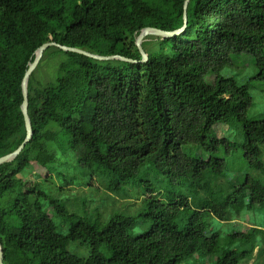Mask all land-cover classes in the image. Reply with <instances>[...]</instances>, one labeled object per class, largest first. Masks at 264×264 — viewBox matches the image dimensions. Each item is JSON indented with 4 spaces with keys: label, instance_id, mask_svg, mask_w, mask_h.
Masks as SVG:
<instances>
[{
    "label": "trees",
    "instance_id": "1",
    "mask_svg": "<svg viewBox=\"0 0 264 264\" xmlns=\"http://www.w3.org/2000/svg\"><path fill=\"white\" fill-rule=\"evenodd\" d=\"M184 2L0 0V157L25 139L21 85L40 46L54 42L140 60L130 53L128 41L134 43L145 27L180 29ZM186 15L193 37L186 34L187 26L164 39L173 45L171 58L159 54L143 64L121 61V69L110 67L116 60L96 61L56 47L44 52L37 67L49 57L65 59L45 85L36 81L35 70L31 74L32 138L14 161L0 165L3 264H181L196 252L210 255L217 249L218 233L205 235L206 215L227 221L255 208L264 212V182L246 176L224 187L217 184L226 178L227 163L216 153L228 154L233 145L212 134L218 124L239 123L243 160L248 169L264 174V119L246 118L252 106L248 85L218 77L232 55L249 54L255 78L264 82V0H190ZM208 72L217 76L209 85L203 80ZM53 126L67 134L68 148L78 150L83 168L111 176L112 193L146 167L164 178L168 191L159 197H152L153 187L143 181L150 194L139 214L149 224L143 233L129 235L135 226L131 216L115 215L100 225L67 214L57 199L19 178L34 164L59 162L49 147L58 141ZM44 202L56 215H67L66 234L57 232ZM263 237L260 228L232 233L229 244L251 240V246L226 249L210 264H241ZM70 243L87 246L89 256L70 254Z\"/></svg>",
    "mask_w": 264,
    "mask_h": 264
},
{
    "label": "rangeland",
    "instance_id": "2",
    "mask_svg": "<svg viewBox=\"0 0 264 264\" xmlns=\"http://www.w3.org/2000/svg\"><path fill=\"white\" fill-rule=\"evenodd\" d=\"M186 34L192 38L194 27L189 23ZM129 43L130 53L140 54L137 46ZM142 50L147 56L156 57L159 54H165L172 57V43L164 42V39L158 36H147L142 42ZM63 56L49 57L45 59L37 69H35V78L38 83L45 85L52 81L56 76L59 63L64 60ZM116 60V59H115ZM120 60L112 63L110 67L124 69ZM257 69L254 58L249 54H238L230 57V63L224 67L218 77L230 79L237 85H248V92L252 98V106L246 113V118L251 121L264 119V82L256 79ZM215 76L208 72L203 76L205 84L214 82ZM58 134V141L50 144L49 147L59 162L49 167H39L33 165L23 175L19 176L27 185L32 188L38 187L47 193L49 197L57 199L67 210V214H74L79 218L89 219L100 225L106 223L109 218L115 215L131 216L135 218V226L129 232L131 237L143 233L149 226L148 223L141 220L140 212L144 209V200L150 197L147 193L143 181L150 183L151 189H154L152 197L163 196L168 190L164 178L157 175L152 170L143 168V171L136 180L124 185L118 193H112L108 189V183L111 176L101 175L97 168L86 170L79 163L78 150H70L67 134L59 128L52 127ZM218 138H226L232 143L233 149L228 153L220 150L216 157L225 160L227 163L226 178L219 179L217 184L221 187L226 186L227 181L234 180L236 177L245 178L251 176L264 182V174L251 171L243 160V140L244 133L239 123L218 124L214 126L213 133ZM186 150V149H185ZM172 191L177 192L174 188ZM43 206L48 215L53 219L59 234H66L69 228V218L67 215H56L52 207L44 202ZM178 227L182 223L177 220ZM206 225L205 235L218 233L219 243L217 249L208 255L204 251L196 252L192 257L185 259L181 264H210L214 262L226 250L242 251L251 246L249 243L234 242L229 244V235L232 233H249L251 229L260 228L264 230V212L258 208L252 211H245L240 216L232 217L231 220L220 221L211 215L204 217ZM258 241L252 254L241 264H264V241ZM253 241V240H252ZM262 241V242H261ZM68 252L81 259L89 256L90 250L87 246H81L78 243H70Z\"/></svg>",
    "mask_w": 264,
    "mask_h": 264
},
{
    "label": "water",
    "instance_id": "3",
    "mask_svg": "<svg viewBox=\"0 0 264 264\" xmlns=\"http://www.w3.org/2000/svg\"><path fill=\"white\" fill-rule=\"evenodd\" d=\"M189 1L190 0H185L184 5H183V17H182L183 25L180 29L175 30V31H164V30H160L157 28H153V27H145L140 31L139 35L135 39V45L137 46V48L141 54L140 60H133V59H129V58H126L123 56H119V55L101 56V55H97V54L87 52V51L82 50V49L62 46V45L56 44L54 42L45 43L42 46H40L35 52L34 61L29 64V67H28L27 71L25 72V75H24V78L22 81V85H21L22 86V97H23V101L21 104V113H22V116L24 119V126H25V132H26L25 139L22 142V144L16 150L0 157V165L14 161L20 155V153L22 152V150L24 149L26 144L32 138L33 131H32V127H31L30 118L28 115V90H27L28 81H29L31 74L37 68L44 52L48 48L56 47L63 52L80 54V55L86 56V57L91 58V59L96 60V61H111V60L116 59V60H120L122 62H128V63H132V64H143L148 60V56L143 52L141 45H142L143 40L147 36H158V37H161L163 39H170L172 37H175L177 35L182 34L185 31V29L187 27L186 9H187ZM0 264H3V252H2L1 245H0Z\"/></svg>",
    "mask_w": 264,
    "mask_h": 264
}]
</instances>
